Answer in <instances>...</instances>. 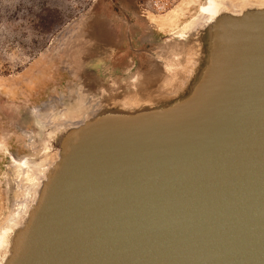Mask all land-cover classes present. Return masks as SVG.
Here are the masks:
<instances>
[{
    "label": "water",
    "instance_id": "1",
    "mask_svg": "<svg viewBox=\"0 0 264 264\" xmlns=\"http://www.w3.org/2000/svg\"><path fill=\"white\" fill-rule=\"evenodd\" d=\"M176 42L172 72L37 127L52 163L0 264H264V6Z\"/></svg>",
    "mask_w": 264,
    "mask_h": 264
},
{
    "label": "rangeland",
    "instance_id": "2",
    "mask_svg": "<svg viewBox=\"0 0 264 264\" xmlns=\"http://www.w3.org/2000/svg\"><path fill=\"white\" fill-rule=\"evenodd\" d=\"M181 1L158 10L152 0H0V221L22 200L10 157H33L31 110L78 107L80 97L150 76L170 36L148 16ZM194 1L185 18L204 0Z\"/></svg>",
    "mask_w": 264,
    "mask_h": 264
},
{
    "label": "bare ground",
    "instance_id": "3",
    "mask_svg": "<svg viewBox=\"0 0 264 264\" xmlns=\"http://www.w3.org/2000/svg\"><path fill=\"white\" fill-rule=\"evenodd\" d=\"M194 2V0H182L180 4L173 7L174 11H172L170 15H168L169 10L164 14L153 15V17L148 16L150 24L156 25L160 31L169 30L168 35L170 38L165 40V49L160 55L162 56L161 59H158L161 63L160 68L162 67L165 73H170L174 70V67L177 65L176 57L179 56L174 45L170 43L171 41H185L194 30L227 13L239 14L257 5L264 6V0H204L202 3L196 5V11L193 15L185 18L182 14V8L192 5ZM154 69L155 70H153L150 75V79L144 80L146 83L148 81L154 82L153 80L160 74L158 66H155ZM134 78L135 77H133L132 82L134 81L137 83V78ZM94 102L95 100L90 96L87 98L80 97L78 107L57 110L56 105H51L43 109L41 113L37 112L35 109L31 110V116L38 124L36 127L41 130L46 127H58L67 122L82 120L92 110ZM28 137L29 141L27 146L34 156L40 151L39 145L36 141H33L34 137L32 135ZM32 158L23 157L20 160H16L14 157H10L17 174L22 200L17 204L15 210L0 221V253L7 252V246L10 245L15 227L18 226L20 221L18 217L20 212L24 210L22 208H25V202L28 199L29 191L35 189L39 176H41L44 170L52 163L49 160L37 163L33 161Z\"/></svg>",
    "mask_w": 264,
    "mask_h": 264
},
{
    "label": "built area",
    "instance_id": "4",
    "mask_svg": "<svg viewBox=\"0 0 264 264\" xmlns=\"http://www.w3.org/2000/svg\"><path fill=\"white\" fill-rule=\"evenodd\" d=\"M154 8L162 10V6L165 5V0H152Z\"/></svg>",
    "mask_w": 264,
    "mask_h": 264
}]
</instances>
